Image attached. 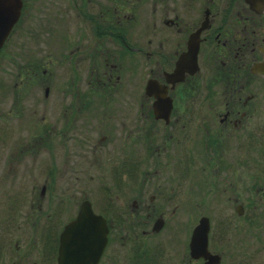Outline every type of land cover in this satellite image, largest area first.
<instances>
[{"label":"flooded vegetation","instance_id":"obj_1","mask_svg":"<svg viewBox=\"0 0 264 264\" xmlns=\"http://www.w3.org/2000/svg\"><path fill=\"white\" fill-rule=\"evenodd\" d=\"M108 4L114 20L107 17ZM139 17L148 20L141 30ZM38 31L60 37L52 44L56 53L51 74L61 77V83L51 92L44 86L43 99L34 98L41 113L32 108L29 119L24 107L29 103L17 104V98L24 102L35 93L10 94L14 102L6 114L9 122L18 119L19 139L9 147L3 166L12 178L68 180L65 205L72 210L51 229L41 220V184L29 219L25 214L16 228L0 220V264H60L59 233L83 201L106 226L105 242L91 264H123L126 248L118 240L124 238L123 231L136 240L125 259L155 264L153 236L142 244L139 240L163 227L162 219L152 228V213L161 217L166 210H185L183 200L168 205L192 157L201 160L203 178L195 180L197 210L234 211L239 216L250 209L260 212L257 220H242L241 232L232 224L230 257L234 260L251 240L264 252V144L251 150L255 139L250 120L257 116V90L264 89V5L254 9L246 0H20L0 50L11 54ZM41 66L26 62L21 67L35 75L25 77L31 80L38 78L36 67ZM32 115L39 124L33 126ZM239 148L246 153L238 155ZM211 173L221 182L209 177ZM85 179L99 185L93 188ZM87 191L98 194L91 197ZM107 191H113V197ZM119 209L145 215L124 229L111 214ZM149 223L150 229L142 228L138 237L135 229ZM19 225L27 228L19 230ZM209 227L207 249L213 253ZM164 243L172 242L163 241L158 248ZM186 252L189 255L188 241L181 253L184 262Z\"/></svg>","mask_w":264,"mask_h":264},{"label":"rangeland","instance_id":"obj_2","mask_svg":"<svg viewBox=\"0 0 264 264\" xmlns=\"http://www.w3.org/2000/svg\"><path fill=\"white\" fill-rule=\"evenodd\" d=\"M146 5L147 4L144 3L142 8H146ZM107 6L109 8L107 17L108 19L114 20V17L110 10V5L108 4ZM31 11L33 13H36L30 8V12ZM142 14L144 15V13ZM118 18L121 20V22H125L124 18H120L119 16ZM144 19L145 20H143V18L139 19L140 30L141 28H145L144 24H146L147 27L148 20L146 18ZM30 34V37H27L28 40L26 39V41H28L27 44L25 42L26 46L11 50V54H8V51H6V49L0 50V220H9L12 226L11 228H16V225L19 224V221L24 219L25 214L27 219H29L28 214H30L31 212L30 205L33 206L32 208H35V198L37 195V191L39 189V186L43 184L44 193L42 196V207L40 210L41 220L45 223H50V228L53 229L59 226L68 217L72 210L69 205H65V203H67V199L69 198L65 187L69 181L58 178H54L51 180L35 179L29 177L28 175L23 178H12V176L8 173L6 167L3 166L5 165L3 164V162H5L4 157L7 156V154H9L11 150V148L9 147L15 146L14 141L19 139V135L16 133V131L18 130V119H11L10 122L7 119L8 115L6 114V110L8 107H13V105L9 104L10 101L14 102L12 100H9L10 94L12 92L35 93V95L30 94V97H27L24 102L22 99L20 100L19 96L17 98V104H20V102L29 103V105H24L25 112L27 113V118L29 119V113H31L32 108L36 109V114L41 113V110H39L41 105L38 102H35L34 98L40 97L43 99L44 86L47 85L49 88L48 92H51L53 91V88H55V86L60 85L62 79L61 77H56V75H53V73L51 74V70L54 67V64H52V60H55L56 53L55 50L53 51L52 44L57 41V38H59L60 40V37L57 36L56 38L48 33L42 35L41 31H38L37 34ZM26 62H39L40 64H42L41 67H36L38 78L31 80L25 78L29 75H31L32 78L35 76L31 72H28L27 75V70L22 69L21 66ZM43 68L45 70L43 73H41V69ZM15 83L17 84L15 85ZM262 92L263 96H261ZM257 97V116L255 119H250L251 124L253 125L251 130V132H253L252 139L256 140V142L255 140L251 142V150L253 149V146H259L262 142L264 144V89L263 91L257 90ZM49 98L50 97L48 96V99ZM35 118L36 117L33 116V118L30 120V122L34 124L33 126H35L37 123H40L37 122ZM12 124L13 126H10ZM191 150L193 151V153L195 152L194 147H192ZM238 150L240 151L239 153ZM193 153L191 155H193ZM242 153H246L244 151V148L237 149L238 155ZM252 154L254 155V152H252ZM199 162H201V160L195 159L193 157L191 160H188V163L184 165L185 170H183L186 172V175L185 177H183L182 175L183 178L181 177V186L180 188L176 189L177 191L175 190L177 193L174 191L175 194L170 197L171 204H169L168 207H171L174 203L178 204L183 200L185 204V210H175L173 212L166 210L160 212L161 217L158 216L159 213L157 212L152 213V215H150V218L152 220L154 218L156 220L158 217H160L161 220L163 219V227L159 232H156V234L148 235L143 241L139 240L140 244H142L143 242H147L148 239L150 240V238L153 236L151 240H153L152 244L154 245L153 251L155 252V264H198V261H195L193 259L194 257L192 256L189 257L190 254L188 255L187 252L184 262L183 260H181V253L182 251H184L185 245L189 240L191 230L196 224L198 218L204 215L209 218L210 224L208 248L213 253H221L222 260L220 264H230V261H233V264H264V252L262 249H260L257 242H253V240L247 241L248 247L246 246L245 248L241 249L239 254L236 253V255L233 257L234 260L230 257V249H228V235H230V232L233 231L232 224L241 232L242 220H257L256 215H258L260 212L252 211L250 209L249 211L244 212L242 216H239L234 211L214 212L197 210V207L199 208L200 198H198L199 195L197 193V187L199 184L195 180H197L199 177L200 179H203L202 172H199ZM41 167H43L42 172H44L46 170L44 168V165H42ZM151 167L152 166H150L149 168ZM203 177L206 178L204 174ZM209 177H211L218 183L221 182L217 173H211ZM105 181L107 185L111 184V180ZM117 181L118 180H116V182ZM172 181L170 182L172 183ZM95 182L97 181H83V183L90 184L93 188L95 187V185H99ZM113 183H115V180H113ZM90 185L88 186L91 187ZM33 186L36 188L34 193L32 192V189L34 190ZM80 187L84 188V186ZM87 192H89L88 195L91 197L93 193L98 194V192L95 191L93 193L90 191ZM116 192L120 195V192H118L117 190L114 191V194ZM128 192L129 190L127 191V193ZM107 193L108 195H111L113 197V191H107ZM78 195H81L80 192H78ZM145 199H148L147 196H145ZM112 201L113 204L118 203V200L116 198H113ZM47 214H49V216H47ZM111 214L117 215L118 220L121 222V226L125 229L128 226L127 223L131 220L144 218L145 212H133L132 215L127 210L119 209L118 212H111ZM19 226V230L27 228L26 226L22 225ZM142 228L146 230L150 229V223L147 226H138V228L135 229V231H137L138 233V237L139 235H141L140 230ZM122 235L124 236V238L118 239L124 241V245L126 248V251L122 254V263L130 264L129 260L125 259L126 253L130 251L133 242L136 240L132 238V233L128 232L124 234L123 231ZM131 239L132 241L130 242ZM167 240H171L172 243L168 245L164 243L162 249L158 248L161 242ZM123 248L124 247L120 248V252L123 251Z\"/></svg>","mask_w":264,"mask_h":264},{"label":"water","instance_id":"obj_3","mask_svg":"<svg viewBox=\"0 0 264 264\" xmlns=\"http://www.w3.org/2000/svg\"><path fill=\"white\" fill-rule=\"evenodd\" d=\"M254 9L264 5V0H246ZM20 7V0H0V46L10 27L16 20ZM150 83H148L149 85ZM147 85V86H148ZM147 88V87H146ZM161 218L158 217L152 226L157 229ZM208 218L200 216L191 230L188 240L190 256L204 259L202 264H217L219 256L207 249ZM106 226L104 219L90 208L88 201L80 204L77 214L68 220L59 233L58 261L60 264H91L96 261L105 242ZM92 252V258L73 257V253ZM75 255V254H74Z\"/></svg>","mask_w":264,"mask_h":264}]
</instances>
